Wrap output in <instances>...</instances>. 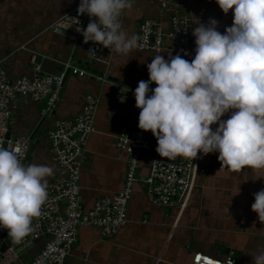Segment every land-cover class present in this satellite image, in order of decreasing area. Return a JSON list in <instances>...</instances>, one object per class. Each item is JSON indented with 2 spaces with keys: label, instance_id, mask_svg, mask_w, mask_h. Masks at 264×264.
<instances>
[{
  "label": "crops",
  "instance_id": "0c3cea01",
  "mask_svg": "<svg viewBox=\"0 0 264 264\" xmlns=\"http://www.w3.org/2000/svg\"><path fill=\"white\" fill-rule=\"evenodd\" d=\"M160 1L175 0H134L133 9L123 17L125 30L137 35L139 23L146 18L159 19L168 28L170 13L160 8ZM179 1V11L191 18V34L198 22L206 24L209 18L218 21L221 33L232 24V10L224 14L215 0ZM74 4L75 0L0 1V60L12 80L33 77L37 73L35 64L40 66L41 74H61L62 64L68 59L90 73L84 77L68 73L56 105L45 116V99L15 96L10 103L8 133L12 137L33 136L24 164H49L55 170L48 132L56 120L72 118L81 110L84 95L97 96L95 131L82 154L80 186L87 210L98 197L123 187L128 155L116 149L114 136L128 122L132 104L116 99L115 83L135 89L140 80L147 81V64L153 55L136 49L126 62V57L107 49L101 59L89 60L83 36L75 41L69 33L60 35L47 29ZM102 74H108L110 81L95 79ZM216 126L211 127L214 130ZM145 137L156 140L151 131H145ZM218 155L198 154L191 199L181 209L179 205L157 206L148 199L147 185L142 180L148 176L150 159L143 152L127 207V222L109 237H103L96 227H81L64 264H191L195 253L224 258L230 251L234 264H253L248 252L264 247V223L251 210V204L253 193L264 188V179L253 181L250 168L234 172L224 167ZM238 187L240 192L235 195ZM41 244L42 240L38 241L31 254Z\"/></svg>",
  "mask_w": 264,
  "mask_h": 264
},
{
  "label": "clouds",
  "instance_id": "9594fccd",
  "mask_svg": "<svg viewBox=\"0 0 264 264\" xmlns=\"http://www.w3.org/2000/svg\"><path fill=\"white\" fill-rule=\"evenodd\" d=\"M215 2L224 14L232 10L231 26L221 33L214 18L198 22L192 29L195 55L190 61L180 54L153 56L148 80H140L133 91L140 110L137 126L151 131L160 157L193 160L218 152L224 167L234 172L250 168L253 181L264 179V0ZM133 4L79 0L77 16L89 17L84 42L101 45L127 62L139 46V37L123 24ZM212 125L218 126L213 130ZM53 171L49 164H24L19 150L0 147V228L14 242H21L32 231L33 218L41 215ZM239 192L238 187L235 195ZM253 196L251 210L264 223V188ZM248 253L253 264H264V247Z\"/></svg>",
  "mask_w": 264,
  "mask_h": 264
},
{
  "label": "built area",
  "instance_id": "2783aa9c",
  "mask_svg": "<svg viewBox=\"0 0 264 264\" xmlns=\"http://www.w3.org/2000/svg\"><path fill=\"white\" fill-rule=\"evenodd\" d=\"M2 1V0H0ZM79 0L59 18L48 30L56 34L69 33L76 41L82 36L89 17L77 16ZM179 0L160 1V8L169 12V26L165 28L159 19L146 18L137 28L138 49L150 51L152 55L180 54L189 61L195 55V43L190 29L191 18L179 11ZM69 17H77L69 20ZM71 27L68 28V26ZM107 48L91 41L86 43L89 60H99ZM61 74L37 73L33 77L22 76L15 80L8 77L0 60V147L19 150L22 162L27 159L32 139L30 137L9 136L12 112L10 103L15 96H27L33 100H46L42 115H48L56 105L66 72L79 77L90 74L86 69L72 64L68 59L63 64ZM99 82H108V74L95 76ZM155 83L150 88H155ZM134 89L115 83V97L122 103L132 104L129 120L114 136L118 151L127 152V166L123 187L120 191L98 197L85 210L81 195L82 154L89 136L95 131L94 116L98 98L93 94L83 96L81 110L72 118L58 119L48 132L51 154L56 164L53 175L48 179L47 200L42 205L41 215L32 220V231L19 243L14 242L6 229L0 228V264H64L77 241L81 227L93 226L103 237L115 234L127 222V207L134 184L137 182V168L143 152L149 154L148 176L142 181L147 185L148 199L157 206L179 205L183 209L191 199L196 182L198 158L189 159L160 157L155 151L156 140L145 137V131L138 128L139 109L135 107ZM8 236V240L5 236ZM42 240L39 249L37 242ZM5 248L2 249V245ZM30 253V255H29ZM28 256L29 260L26 259ZM230 251L224 258H215L200 252L193 254L191 264H234Z\"/></svg>",
  "mask_w": 264,
  "mask_h": 264
},
{
  "label": "water",
  "instance_id": "95a60500",
  "mask_svg": "<svg viewBox=\"0 0 264 264\" xmlns=\"http://www.w3.org/2000/svg\"><path fill=\"white\" fill-rule=\"evenodd\" d=\"M67 75H68V72L65 73V75H64V79L66 78ZM32 137H33V136H32ZM32 137H31V139H32ZM29 155H30V151H29ZM5 239L8 240V236H7V235L5 236ZM4 248H5V245L3 244V245H2V249H4Z\"/></svg>",
  "mask_w": 264,
  "mask_h": 264
}]
</instances>
